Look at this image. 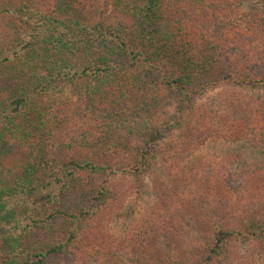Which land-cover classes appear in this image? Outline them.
Here are the masks:
<instances>
[{
	"label": "trees",
	"instance_id": "trees-1",
	"mask_svg": "<svg viewBox=\"0 0 264 264\" xmlns=\"http://www.w3.org/2000/svg\"><path fill=\"white\" fill-rule=\"evenodd\" d=\"M221 86L264 95V0H0V264H65L123 209L112 180L144 175L169 238L145 264H264V178L250 200L222 175L216 214L182 206L204 171L178 157L246 120L251 99L201 101Z\"/></svg>",
	"mask_w": 264,
	"mask_h": 264
},
{
	"label": "rangeland",
	"instance_id": "rangeland-1",
	"mask_svg": "<svg viewBox=\"0 0 264 264\" xmlns=\"http://www.w3.org/2000/svg\"><path fill=\"white\" fill-rule=\"evenodd\" d=\"M246 92L247 90L236 86L232 88L221 86L206 92L201 98V101H204L211 96H219L220 101H227L226 104L219 105L225 112L230 110L228 108L235 100L237 103L243 98L254 101L252 105L248 104L251 100L247 101L245 108L248 110L247 113L237 115L246 119L239 123L243 127L239 129V134H232L229 126L216 127L214 132H205L203 137H200L203 145L196 152L188 149L190 153L185 151L187 154L178 157V168L189 169L197 166L204 171L202 177L193 176L189 188L182 189L186 195L191 196L182 206H186L191 212L198 210L215 213L211 209V200L218 196L219 192L223 193L224 189L235 191L236 198L239 196L237 189H242L245 198L250 200L255 198L260 181L264 178V95H247ZM254 114H258L255 119L252 118ZM204 117L207 119L206 115ZM217 123L227 125L226 120ZM217 123L213 125H218ZM237 135L239 137H235ZM57 154H61V151L58 150ZM162 170L166 173L170 171L157 163L153 172ZM222 175H229L233 180L224 189L220 183ZM112 181H115L113 183L115 192L124 188V194L127 195L123 209L118 214L116 211V216L108 220L93 218L86 221L81 237L62 259L65 264H145L142 258L146 250L151 247L164 250L168 247L169 238L165 233L167 229L164 232L162 227L150 221V212L151 210L154 212L156 206V195L149 177L144 175L132 183L116 178ZM211 184L215 186L214 189L210 187ZM249 208L252 209L251 206ZM181 215L184 216L182 213ZM163 219L165 220V217ZM193 227L194 225L188 222L184 229L192 233ZM86 242L95 243L97 247L93 245V249L86 252L82 246Z\"/></svg>",
	"mask_w": 264,
	"mask_h": 264
}]
</instances>
